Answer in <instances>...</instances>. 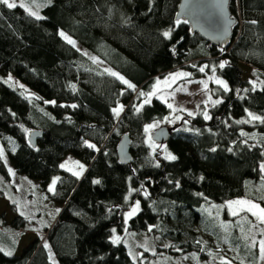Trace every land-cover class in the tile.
Instances as JSON below:
<instances>
[{"label":"trees","instance_id":"trees-1","mask_svg":"<svg viewBox=\"0 0 264 264\" xmlns=\"http://www.w3.org/2000/svg\"><path fill=\"white\" fill-rule=\"evenodd\" d=\"M179 3L51 0L41 10L43 20L29 16L19 6L9 9L0 4V146L4 152L0 176L11 184L13 173L22 174L45 187L60 177L54 198L62 204L44 238L17 248L10 256L0 252V264H55L53 254L59 264H136L123 241L111 243V230L125 227L123 214L135 200L140 201L141 211L129 220L128 230L161 234L169 241L163 247L169 253L179 249L185 259L196 254L206 264H217L210 261L208 252L214 244L236 252L231 264H259L257 240L256 247H250L252 225L247 223L243 228L232 221L223 234L204 208L243 197L264 207V173L259 170L264 162V124L235 122L248 119L245 109L264 115V91H251L243 67H251L252 76L264 80V0H232L231 11L240 24L225 52L192 33L187 22L176 25ZM169 28L173 29L172 37L165 39L162 33ZM60 31L116 70L136 90L77 51L58 35ZM221 61L228 62L223 69L218 67ZM205 64L209 68L200 72L199 66ZM213 65H217L215 73ZM179 70L197 78L216 74L232 91L224 92L211 84L213 96L223 103L208 109L209 121L200 114L184 118L163 144L178 159L164 160L157 148L155 156L161 167L155 168L150 163L152 150L144 129L163 121L170 109L154 97L139 112L133 105L142 102L141 90L147 92L157 78ZM9 74L26 88L17 84L13 89L4 83ZM245 88L249 91L241 92V99L235 90ZM22 92L31 94V99H25ZM71 104L78 107L61 106ZM120 104L124 109L117 118L112 109ZM25 128L43 131L36 147L29 146ZM241 131L255 139L241 136ZM123 135L131 138L132 161L128 164L119 162L116 151ZM85 140L95 144L99 152L84 146ZM69 154L87 164L79 179L60 167ZM95 179L101 184H94ZM175 181L180 182L179 188ZM141 183L150 193L148 198L141 192L129 196V188H139ZM0 197H6L1 187ZM125 197H129L127 203ZM108 208L113 211L109 213ZM227 218L224 210L222 220L227 222ZM27 222L21 214L11 224L0 217V227L13 250L20 240L14 233L28 227ZM203 234L209 235L208 243L213 242L204 245L208 253L201 249Z\"/></svg>","mask_w":264,"mask_h":264},{"label":"rangeland","instance_id":"rangeland-1","mask_svg":"<svg viewBox=\"0 0 264 264\" xmlns=\"http://www.w3.org/2000/svg\"><path fill=\"white\" fill-rule=\"evenodd\" d=\"M15 2L17 3V5H19L21 0H15ZM23 2L29 5L33 11H38L41 16H42L41 10L44 8V6L48 4L47 0H35V2L34 0H23ZM73 40L76 42L75 48H79L80 50H82L81 51L82 53H87L86 56L92 59L94 63L99 64L104 70L110 69L114 72H117L116 70L112 69L110 66L103 63L98 57H96L93 53L88 51L85 47L80 45L75 39ZM93 58H95V60ZM243 67L245 70V78L249 80H256L255 77H253L251 74V67H248L246 65H243ZM179 71L186 72L185 70H179ZM168 75L164 77H160V79L163 81L164 78L167 77ZM11 76L13 77L14 81L18 82V85L21 84L13 75ZM212 76L218 77L216 76V74H211L206 78H197L191 75V77L188 79L177 80L175 83L171 84L170 87L161 84L160 90L157 92V95H163L164 98L167 99L169 103H172L175 108L184 109V111H173L172 109H170V114L168 116L170 122H165L164 120L160 121V125L158 128L163 126L172 128L175 125H178L180 122H182L184 118L190 119L196 117L198 114H200L203 111L208 112V109L213 107L212 103L209 101V97H211L212 100H216V98L212 94L211 84H215V85L217 84L214 82L213 79H209V77ZM189 80L193 82H189ZM195 81H206L208 85V90L205 91L203 85ZM154 84L155 82L152 84V86ZM152 86L148 91L152 90ZM24 88L26 87L24 86ZM177 89H179V91H177ZM153 97L157 99L156 95H154ZM143 99L144 98H142V101ZM158 100L161 101L160 99ZM188 112H193L196 115L189 116ZM158 128L152 129L151 132H147L148 140H149V136H151L153 132ZM76 161H79L80 163L84 164L87 169V164L72 154H69L65 158L62 164L66 163L70 168H72L74 162ZM12 182L13 183L11 184H6L3 181L2 177L0 176V187L5 191L6 194L5 198L0 197V217H2L5 220L6 224H11L13 220L18 217L19 214L23 213V215L28 218V222H27L28 227H25L19 230L18 232L16 231L14 233L16 235H20V240L17 242L16 250L15 249L13 250L11 246L8 245L9 242L7 239L8 237L3 234L5 230H3L0 227V248H3L5 252L11 251L17 253V248L19 249L23 248L32 241L40 237L41 238L45 237V229L48 226H50L54 222V220L58 217L62 209V204L54 198L56 194L58 182L55 186V194L48 191L51 183H49L45 187L42 185L41 181L32 179L26 175L14 173V178ZM238 199H246L260 204L259 202L246 197L238 198ZM227 204L228 202H225L224 204L221 205L213 204L204 209L205 212L214 219L213 220L214 223L215 224L217 223L216 225H220L223 234L226 233V231H223V229H227L228 228L227 225L231 224L232 221H238L240 223V226H243V228L248 223V221H251L253 224L256 225V227L251 226L249 235L252 234L254 236V239L257 240L259 244V241L264 239V235H261V230L264 229V224H260L256 220V218L251 215V213H248L246 211L240 212L238 215L233 216L231 214L232 210H230L227 207ZM235 207L236 206H234V208ZM261 207L263 206L261 205ZM224 210L228 215L227 222H224L222 220V212ZM2 215H4V217ZM245 217L247 218V220L244 219ZM129 220H127V222L125 223V227L122 228L121 230H119L118 228L115 229H116V234L122 237V241L126 245L129 255L136 264H206L207 263L206 260L199 259L201 257L199 255L196 256V254H194L195 258L192 257L193 256L192 254H189L187 255L188 256L187 259H185V256L182 257L180 256L179 249L175 251L177 253L174 254L169 253L168 251L163 249V247H166L168 245L169 241L163 239L161 234L155 232L130 231L128 230ZM208 222L209 225H211L209 220ZM125 228H127V232L124 231ZM9 233L10 235L13 236V233L11 232ZM208 236L209 235L203 234V238L205 240L202 242L203 247L201 249H203L204 252H206L207 250L206 246L212 245L213 243V242L208 243L207 240L208 238H210ZM11 239L13 238L11 237ZM205 241L207 243H205ZM214 246L215 245L213 244L212 248L208 250L210 255V261L212 263L213 261H217V264H225L227 262L232 263V259H234L235 257L234 255L236 254L235 251L232 252L229 246H224L222 248L218 246L215 247ZM52 260L55 264H59L54 254ZM259 264H264V261L260 260Z\"/></svg>","mask_w":264,"mask_h":264},{"label":"snow or ice","instance_id":"snow-or-ice-1","mask_svg":"<svg viewBox=\"0 0 264 264\" xmlns=\"http://www.w3.org/2000/svg\"><path fill=\"white\" fill-rule=\"evenodd\" d=\"M34 2H35V0H34ZM47 3H51V0H47ZM0 4L5 5L9 9H14L17 6H19L20 8L24 9V11L27 12V14L29 16L34 17L36 20L45 19V17L41 16L38 11H33L32 8L29 5H27V4H25L23 2V0H21L19 5H17L15 0H11V2H10V0H0ZM149 11H151V7L149 8ZM184 22L186 23V21H184ZM180 23H181L180 20L176 21V25H179ZM250 23L255 24L257 22L256 21H251ZM230 24H231V20L230 19L225 21L223 29H222V34L223 35L227 34V29H228V26H230ZM172 32H173V29L169 28L168 30L163 31L162 36L165 39H171ZM58 35L60 37H62L72 47H74V48L76 47V42L69 35H67L65 32L60 31L58 33ZM77 51H82V50L77 48ZM171 51H173V53H175V48L173 47L171 49ZM221 51H223V49H221ZM82 54L87 55V53H82ZM93 59L95 60V58H93ZM227 63H228L227 61H221L218 64V67L220 69H223L226 66ZM193 67H195V66H193ZM207 68H209V65L205 64V65L199 66L198 70L200 72H205V69H207ZM216 68H217V65L211 66L212 73L216 72ZM105 71L107 72L108 75H110L112 77H115L117 80H119L124 85H126L127 88L132 89L133 91L136 90V86L134 84H132L131 82H129L128 80H126L119 73L114 72V71H112L110 69H106ZM191 75L192 74L188 73V72L177 71L175 73H170L167 77L164 78L163 81L160 78H157L156 81H155V84L152 86V90L151 91L145 92V91L141 90L139 92V97H142L144 99H143L142 103L133 105L135 111L139 112L143 108V106L145 104H149L151 102V98L154 95H156L157 99H160L163 103H165L169 109H172L173 111H184V109L175 108L174 105L172 103H169L168 100L165 99L163 95H157V92L160 90V85L161 84H164L165 86L170 87L171 84L175 83L177 80H179V79H188V78L191 77ZM253 75H257V73L254 72ZM209 79H213L214 82L224 92L232 91V89H230L228 83L225 80H223V79H221L219 77H215V76L209 77ZM189 82H193V81L189 80ZM195 82L202 84L205 91L208 90V85H207L206 81H195ZM4 83H7L9 85V87H12L13 89H15V87L18 84V82L13 80V77L11 76V74H9L7 76V79L4 80ZM249 84L252 86L251 87V91H256L257 89H259L260 91H264V80H260L258 75H257V79L256 80H250ZM18 86L20 88H24V86L22 84H20ZM72 87H73V89H75V85H72ZM26 91L27 90H25V92ZM177 91H179V89H177ZM248 91H249L248 88L236 89L235 90L236 95L239 96L241 99L244 98L243 96L240 95L241 92L247 93ZM25 92H22L21 95H23L25 97V99H29L30 100L31 99V94L25 95ZM122 94L123 93H121V95ZM36 99H39V97H36ZM209 101L212 103L213 106L218 105L220 103H223L222 99L212 100L211 97H209ZM44 102L45 103H51L53 105H55V103H56L55 101H44ZM61 106L62 107H71L72 109H75V108L78 107L77 104L61 105ZM123 109H124V106L122 104H120L118 107L113 108L112 112H113L114 116L118 118L120 116V113L123 111ZM244 111L246 112L248 119L235 121L237 124H247V123H252V122H255V121H258L259 123L264 124V115H257V114L253 113L252 111H250L248 109H245ZM13 115H15V113H13ZM188 115L189 116H195L196 114L193 113V112H188ZM200 115H202L203 118L206 121L212 119V117L208 114L207 111L201 112ZM66 119H68L69 122H71V118L70 117H66ZM164 121L165 122H170L168 117H165ZM185 123H188V122L185 121ZM225 123H227V121H225ZM159 125H160V121H156V122H154L152 124L147 125L145 127L144 131L145 132H151L152 129L158 128ZM21 127L23 128L22 125H21ZM23 130L26 133H28L29 136L33 135V133L29 132L28 129L25 128ZM184 130L185 131H190L191 129L185 128ZM195 131H196L197 134H199V130L198 129L195 130ZM240 135L244 136V137H248L249 139H255L254 136H249L248 133L243 132V131L240 132ZM7 139L10 142H12L11 141V137H8ZM83 143H84V146H86L87 148L92 149V150H94L96 152H99V148L95 144H93V143H91V142H89L87 140H85ZM244 143L246 144L247 140H245ZM28 144L31 147H35V145L33 144L31 139L28 141ZM148 146L152 150V157H151L150 163H152V166L155 167V168H160L161 167V164H160L159 160H157L156 156H155L157 148H159L161 150V156H162V158L164 160L175 161V160L178 159V157L176 155H174L171 152H169L164 145L158 144L155 140L152 139L151 136H149V145ZM252 147H255V145H252ZM36 150L39 151L38 148H36ZM216 150H217L216 148H212L211 149V151H213V152H215ZM228 150L231 151V149H228ZM13 151H15V148H13ZM261 155L264 156V152H262ZM3 157H4L3 148L0 147V158H3ZM60 167L65 169V170H67V171H70L71 174L73 176H75L77 179H79L81 177V175L83 174V172L86 171L85 165L80 163L79 161L74 162L72 168H70L68 166V164H66V163L65 164H61ZM73 169H76V170H73ZM259 170L262 173H264V162L260 163ZM11 171L12 170L9 169V172H11ZM133 171H135V170H133ZM13 175H14V173H13ZM203 179H204V177L201 176L200 180H203ZM59 180H60V177H55V178L52 179L51 185H50V187L48 189L49 192H52L53 194H55V186H56V184H57V182ZM129 180H131V177H129ZM168 182L169 183H173L172 180H169ZM93 183L99 185V184H101V180L95 179V180H93ZM175 185H176L177 188H179L180 187V182L179 181H175ZM132 192H141V194L145 197V199H147L148 196L150 195V193L144 187L143 183H141L140 187L136 188V189H133V188L130 187L129 188V196L131 195ZM198 195L202 196L203 193H198ZM128 199H129V197H125L126 203L128 202ZM205 199H207V198L205 197ZM234 206H236V207L234 208ZM227 207L230 210H232L231 214L233 216L238 215L240 212H245L246 211L248 213H251V215L254 216L256 218V220L260 224H264V207H261V205L256 203V202H253V201H250V200H246V199L231 200V201H228ZM57 211H59V210H57ZM107 211L109 213H111L113 211V209L112 208H108ZM140 211H141L140 201L139 200H135V201L131 202L130 210L125 211L124 214H123L124 218H125V223L127 222V220L131 219L133 216L138 214ZM77 214H79V213H77ZM21 215H23V213H21ZM244 219L247 220L246 217ZM248 223L251 224L252 227H256V225L253 224L251 221H248ZM151 230H152V228L150 226L149 227V231H151ZM111 231H112L111 243L113 245H119L122 242V237L120 235L116 234V229L115 228H113ZM124 231L127 232V228H125ZM261 235H264V229L261 230ZM44 247L46 249H48L50 246L47 243H45ZM250 247H253V248L256 247V241H255L254 238L252 239V243H251ZM3 251H4V249L0 248V252H3ZM5 255H9L10 256V255H12V252L11 251H7V252H5ZM259 259L261 261H264V239L259 241ZM227 264H231V262H227Z\"/></svg>","mask_w":264,"mask_h":264},{"label":"water","instance_id":"water-1","mask_svg":"<svg viewBox=\"0 0 264 264\" xmlns=\"http://www.w3.org/2000/svg\"><path fill=\"white\" fill-rule=\"evenodd\" d=\"M231 5L232 0H180L175 20L186 21L192 33H197L225 52L232 45L235 30L240 24L239 19L232 14ZM229 19L231 24L228 26L227 34L223 35L224 23ZM176 127L177 125L172 128L160 127L153 132L151 137L158 144H163ZM31 133L33 135L29 136L28 140L31 139L36 147L37 140L43 131H31ZM116 151L119 162L128 164L132 161L130 136L123 135L121 137Z\"/></svg>","mask_w":264,"mask_h":264}]
</instances>
